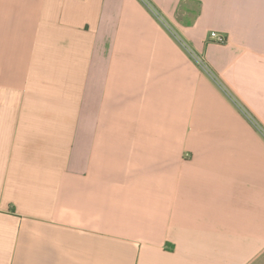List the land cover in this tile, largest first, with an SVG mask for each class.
I'll list each match as a JSON object with an SVG mask.
<instances>
[{"label":"crops","instance_id":"1","mask_svg":"<svg viewBox=\"0 0 264 264\" xmlns=\"http://www.w3.org/2000/svg\"><path fill=\"white\" fill-rule=\"evenodd\" d=\"M148 1L0 0V264H264V0Z\"/></svg>","mask_w":264,"mask_h":264},{"label":"built area","instance_id":"2","mask_svg":"<svg viewBox=\"0 0 264 264\" xmlns=\"http://www.w3.org/2000/svg\"><path fill=\"white\" fill-rule=\"evenodd\" d=\"M144 1L147 4V6L151 9V11L157 17H159L161 19L162 17H161V14L159 13V11L148 0H144ZM175 37L185 47V49L187 50V52L189 53L191 58L200 66V68L203 69L209 75H211L215 80H217L216 76L212 72V70H211L208 62L206 61L205 57L203 55H201L200 53H198L197 51H195L190 45H188L179 36L175 35ZM210 37L212 40H214L218 43H221V44L226 43L228 41L227 35L224 33H220L218 31H212L210 34ZM237 105H239L238 106L239 109L241 110L243 115H245V117L251 122V124L253 126H255L259 131H261L264 134L263 127L261 126L259 121H257V119L254 117V115L249 110H247V108H245L243 105H241L239 103H237Z\"/></svg>","mask_w":264,"mask_h":264}]
</instances>
